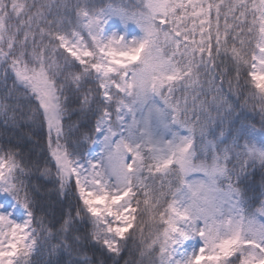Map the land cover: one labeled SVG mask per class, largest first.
<instances>
[{
  "label": "snow or ice",
  "instance_id": "snow-or-ice-1",
  "mask_svg": "<svg viewBox=\"0 0 264 264\" xmlns=\"http://www.w3.org/2000/svg\"><path fill=\"white\" fill-rule=\"evenodd\" d=\"M0 264H264V0H0Z\"/></svg>",
  "mask_w": 264,
  "mask_h": 264
}]
</instances>
